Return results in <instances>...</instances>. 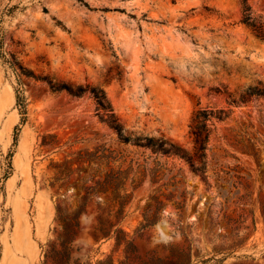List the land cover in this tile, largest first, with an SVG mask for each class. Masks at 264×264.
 Returning a JSON list of instances; mask_svg holds the SVG:
<instances>
[{
  "label": "rangeland",
  "instance_id": "obj_1",
  "mask_svg": "<svg viewBox=\"0 0 264 264\" xmlns=\"http://www.w3.org/2000/svg\"><path fill=\"white\" fill-rule=\"evenodd\" d=\"M247 1L264 21V0ZM241 19V0H0V264H264V97L238 102L264 88V57ZM59 85L102 90L128 131L190 152L197 110L229 116L213 121L201 178L181 159L124 151L89 94ZM103 143L123 152L124 167L133 159L162 179L152 183L148 171L138 187L127 184L120 227L131 245L92 239L94 203L63 245L46 188L53 166Z\"/></svg>",
  "mask_w": 264,
  "mask_h": 264
},
{
  "label": "trees",
  "instance_id": "obj_2",
  "mask_svg": "<svg viewBox=\"0 0 264 264\" xmlns=\"http://www.w3.org/2000/svg\"><path fill=\"white\" fill-rule=\"evenodd\" d=\"M241 6L242 22L258 38L264 41V21L253 15L247 0H241ZM10 64L17 77H20L23 74L22 67L17 63ZM54 90L66 91L72 97H81L88 93L94 101L96 116L113 130L118 142L125 146L124 151L128 150L127 147L149 149L156 156L181 159L189 165V169L193 174L201 178H203L206 171L204 160L208 142L212 131L215 129L213 121H223L229 116V113L223 109L197 110L189 129V137L193 144V149L190 152L163 136L159 138L148 135L136 136L133 132L128 131L113 113L112 107L102 90L80 86L71 88L67 85L56 86ZM263 97L264 88H253L247 90L245 95H241L238 102L247 103L252 98ZM16 101L17 103L21 101L19 95H16ZM231 103L237 104V101L232 99ZM47 137L43 136L41 146L51 145L46 141ZM50 137L55 138V135H50ZM122 153L103 143L92 149H81L72 152L66 155L63 160L54 164L53 182L46 188L50 192L51 198L56 197L54 200L55 226L53 233L56 240L61 241L63 245L67 246L79 236L81 232L80 218L87 214L88 207L93 203L97 207V213L95 223L91 225L88 231L92 239L99 242L101 239L113 238L115 247H119L122 243L131 245V241L126 239L127 233L120 227V223L124 218L125 207L131 198V193L127 191V184L129 182L133 189L138 187L148 171L152 183H156L162 178L159 170L151 171L145 165L138 164L133 159L124 167L123 159H125V156ZM76 170L84 172V175L80 176L79 183H75L73 189L65 187ZM100 197H103L104 200ZM170 198L173 205L181 210L182 202L173 201L172 195ZM150 200L161 204V201L155 195H151ZM150 207L151 204H147L145 211ZM143 216L146 219V212ZM66 250L68 248H65ZM53 254L47 255L46 259L48 260L50 257L54 259L58 253L54 252ZM69 254L70 250H68ZM172 264H175V261Z\"/></svg>",
  "mask_w": 264,
  "mask_h": 264
},
{
  "label": "water",
  "instance_id": "obj_3",
  "mask_svg": "<svg viewBox=\"0 0 264 264\" xmlns=\"http://www.w3.org/2000/svg\"><path fill=\"white\" fill-rule=\"evenodd\" d=\"M173 10H177V8H173ZM256 43L258 44L259 47L255 46L253 47L255 50H257L258 55L263 56L264 57V42L256 39Z\"/></svg>",
  "mask_w": 264,
  "mask_h": 264
},
{
  "label": "bare ground",
  "instance_id": "obj_4",
  "mask_svg": "<svg viewBox=\"0 0 264 264\" xmlns=\"http://www.w3.org/2000/svg\"><path fill=\"white\" fill-rule=\"evenodd\" d=\"M119 25H120V24H119ZM119 27H120V26H119ZM121 28H122V27H121ZM121 28H120V29H121ZM120 29H119V30H120ZM119 32H120V31H119ZM121 33H122V36L124 37V41H125V43H126L127 45H129V46L132 45V43H133V42H132V39L128 36V34H127V35H124V33H123L122 31H121ZM125 34H126V33H125ZM187 48H189V46H187ZM189 51H190V50H189ZM171 115H172V114H171ZM171 115H170V116H171ZM170 116H169V117H170ZM172 120H173L174 122L176 121L174 117H172ZM170 122H171V121H170ZM177 123H178V122H177Z\"/></svg>",
  "mask_w": 264,
  "mask_h": 264
}]
</instances>
